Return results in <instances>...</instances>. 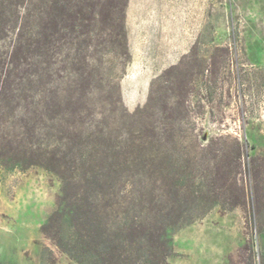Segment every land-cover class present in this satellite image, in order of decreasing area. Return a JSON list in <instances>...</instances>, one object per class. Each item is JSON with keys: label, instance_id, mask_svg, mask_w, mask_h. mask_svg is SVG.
<instances>
[{"label": "trees", "instance_id": "16d2710c", "mask_svg": "<svg viewBox=\"0 0 264 264\" xmlns=\"http://www.w3.org/2000/svg\"><path fill=\"white\" fill-rule=\"evenodd\" d=\"M128 3L0 0V41L10 42L0 51V167L59 179L42 232L77 264H169L176 230L216 206L248 205L236 177L240 146L224 164V151L184 152L179 122L153 120L152 86L143 107L117 108L114 63L131 60ZM144 68L130 69L134 95L148 91ZM262 194L252 184V209Z\"/></svg>", "mask_w": 264, "mask_h": 264}, {"label": "rangeland", "instance_id": "374dc122", "mask_svg": "<svg viewBox=\"0 0 264 264\" xmlns=\"http://www.w3.org/2000/svg\"><path fill=\"white\" fill-rule=\"evenodd\" d=\"M126 17L131 60L114 63L123 102L117 108L143 107L152 86L153 120L157 127L165 116L179 122L184 152L224 151V164L239 157L240 146L236 177L247 207L216 206L176 230L169 264H264V204L249 205L256 183L264 203V0L128 5ZM134 29L146 47L135 60L153 73L139 83L147 93L138 91L133 102L136 95L126 87ZM9 43L1 40L0 51ZM60 193L59 179L41 168L0 167V264H77L42 232Z\"/></svg>", "mask_w": 264, "mask_h": 264}, {"label": "crops", "instance_id": "0c3cea01", "mask_svg": "<svg viewBox=\"0 0 264 264\" xmlns=\"http://www.w3.org/2000/svg\"><path fill=\"white\" fill-rule=\"evenodd\" d=\"M128 5H188V0H129ZM129 40H130L131 52L133 55V62H132L131 68L135 62H138L142 68L147 67L148 65L146 64V62H141V61L135 60L136 57L140 56L141 51L143 49L144 50L146 49L145 44H143V42L139 39V36L136 33L135 29L133 30V34H131V32H130ZM177 46H179V45H177ZM178 48L181 49L182 46L180 45V47H178ZM143 70L146 71L145 68ZM150 71H151V73H153V71L151 69H150ZM138 98L139 97L137 95L134 96L133 102H134V100L137 101Z\"/></svg>", "mask_w": 264, "mask_h": 264}]
</instances>
